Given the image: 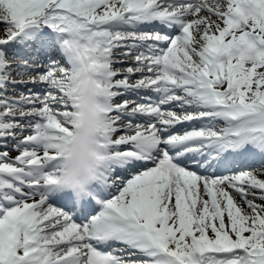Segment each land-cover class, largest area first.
<instances>
[{
    "label": "snow or ice",
    "instance_id": "1",
    "mask_svg": "<svg viewBox=\"0 0 264 264\" xmlns=\"http://www.w3.org/2000/svg\"><path fill=\"white\" fill-rule=\"evenodd\" d=\"M0 264H264V0H0Z\"/></svg>",
    "mask_w": 264,
    "mask_h": 264
},
{
    "label": "clouds",
    "instance_id": "2",
    "mask_svg": "<svg viewBox=\"0 0 264 264\" xmlns=\"http://www.w3.org/2000/svg\"><path fill=\"white\" fill-rule=\"evenodd\" d=\"M95 88L89 84L85 90V110L87 117L79 134L67 146L64 156V169L60 186L72 191L78 197L86 196L88 185L95 177L97 168L102 164L97 148V136L100 133V113L95 105Z\"/></svg>",
    "mask_w": 264,
    "mask_h": 264
},
{
    "label": "bare ground",
    "instance_id": "3",
    "mask_svg": "<svg viewBox=\"0 0 264 264\" xmlns=\"http://www.w3.org/2000/svg\"><path fill=\"white\" fill-rule=\"evenodd\" d=\"M15 153H13V155H14Z\"/></svg>",
    "mask_w": 264,
    "mask_h": 264
}]
</instances>
